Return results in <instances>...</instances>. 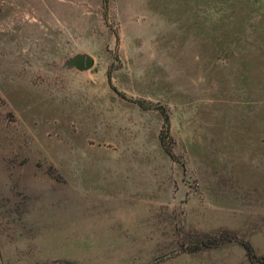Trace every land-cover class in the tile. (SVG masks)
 Wrapping results in <instances>:
<instances>
[{"label": "rangeland", "instance_id": "1", "mask_svg": "<svg viewBox=\"0 0 264 264\" xmlns=\"http://www.w3.org/2000/svg\"><path fill=\"white\" fill-rule=\"evenodd\" d=\"M239 239L264 256V0H0V264H258Z\"/></svg>", "mask_w": 264, "mask_h": 264}, {"label": "trees", "instance_id": "2", "mask_svg": "<svg viewBox=\"0 0 264 264\" xmlns=\"http://www.w3.org/2000/svg\"><path fill=\"white\" fill-rule=\"evenodd\" d=\"M108 0H104V4L107 5ZM164 114V123L165 128L160 132V143L167 154L174 156L173 153V141L171 135L170 128V117L167 111L163 112ZM234 240L233 237L230 236V232L228 230H224L220 235H203L201 237L196 236L195 240H191L190 243L186 244L188 252H198L203 249H209L213 247H217L220 244H225L228 241ZM238 243L242 246L245 251V255L252 263L264 264V256L258 255L251 244V242L247 239H239Z\"/></svg>", "mask_w": 264, "mask_h": 264}, {"label": "water", "instance_id": "3", "mask_svg": "<svg viewBox=\"0 0 264 264\" xmlns=\"http://www.w3.org/2000/svg\"><path fill=\"white\" fill-rule=\"evenodd\" d=\"M94 63L93 57L88 53H77L69 57L64 64V67H74L79 71H86L92 67Z\"/></svg>", "mask_w": 264, "mask_h": 264}]
</instances>
